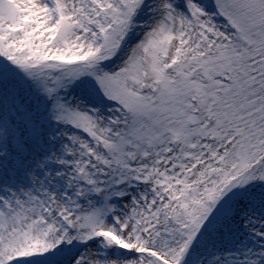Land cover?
<instances>
[{
  "label": "snow or ice",
  "instance_id": "1",
  "mask_svg": "<svg viewBox=\"0 0 264 264\" xmlns=\"http://www.w3.org/2000/svg\"><path fill=\"white\" fill-rule=\"evenodd\" d=\"M0 264H264V0H0Z\"/></svg>",
  "mask_w": 264,
  "mask_h": 264
}]
</instances>
